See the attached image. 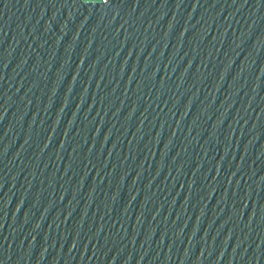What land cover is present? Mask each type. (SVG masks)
Segmentation results:
<instances>
[{"label":"water","instance_id":"water-1","mask_svg":"<svg viewBox=\"0 0 264 264\" xmlns=\"http://www.w3.org/2000/svg\"><path fill=\"white\" fill-rule=\"evenodd\" d=\"M0 264H264V0H0Z\"/></svg>","mask_w":264,"mask_h":264}]
</instances>
